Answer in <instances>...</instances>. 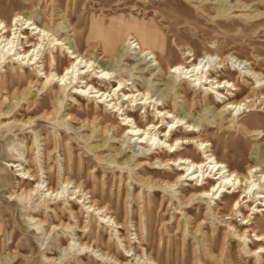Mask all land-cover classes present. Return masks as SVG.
Wrapping results in <instances>:
<instances>
[{
  "label": "rangeland",
  "instance_id": "1",
  "mask_svg": "<svg viewBox=\"0 0 264 264\" xmlns=\"http://www.w3.org/2000/svg\"><path fill=\"white\" fill-rule=\"evenodd\" d=\"M15 14H21L24 19L30 18L39 27L45 26L56 38L66 39V45L53 47L45 40L42 55H38L43 61L37 64L40 67L27 64V61L0 63V81L4 76L9 81L11 73L21 74L23 70L31 73L33 79L31 85L24 83L19 87L24 96L18 98L16 95L12 100L15 103L4 100V91L0 89V264H101L106 260L102 259L100 249L104 250L106 246L110 247L111 253L123 255L126 264H148L146 255L152 256L156 264H264V254L251 256L248 252L249 248L255 249L260 244L255 241L253 233H249L250 242L246 246L232 235L226 220L210 212L205 215L204 202L197 205L200 214L196 216V205L188 212L177 198L171 199L170 193L152 187L148 180L143 181L151 173H144L130 162L122 164L143 148V145L135 144L136 140L129 141V137L120 140L118 132L123 133V129L130 125L102 134L100 125L94 127L87 123L92 120V115L81 116L77 113L82 107L77 106L71 98L73 88H68L63 102L52 99L53 95L39 89L42 87L40 82L44 81L39 69L42 64L48 68L52 56L64 59L65 62L59 63L57 69L59 74L64 72L70 61L68 48L65 47L75 48L82 54H93L94 67L102 64L111 67V78L97 82L101 89L112 93L114 86L121 82L122 92L135 88L141 92L148 90L149 96L160 103V109L172 110L179 117H184V122L197 126V133L209 140L205 150H212L217 158L238 172L245 173L248 165L254 163H258L264 172V152L256 154V149H264V95L254 97L257 101L252 108L254 112L248 109L243 110V114L242 111H226L224 126L220 127L221 119L215 115L222 105L216 97L211 95L214 103L210 107L203 106L204 96L201 88L198 90L199 86L193 87L191 83H183L180 78L167 74L170 66L176 63L184 66L196 64L205 52H210L218 56L217 61L223 58L226 68L213 69L210 75L215 77L219 73L218 80L221 82L225 78L232 82L236 79L242 91L224 93L230 100H242L249 94L252 85L244 84L238 71L233 73L232 66L247 74L251 71L264 74V0H0V20L10 25ZM143 24L147 29L142 27ZM148 28L155 31L154 39L146 35ZM24 31L31 32L28 29ZM128 36L151 47L156 61L149 62L133 45L124 46V42L130 41L126 40ZM115 53L118 54L116 58L112 57ZM101 56H105L102 61L99 60ZM235 59L238 62L235 63ZM239 61L243 62L240 66L237 65ZM156 62L161 64V68L154 65ZM216 71L219 72L216 74ZM226 73L232 75L227 77ZM89 76L95 78L96 74L88 72ZM168 81L175 82L176 88L164 92ZM252 82L254 79L249 80V83ZM262 83L264 85V80ZM187 87L190 88L185 91ZM193 89H197V92L193 93ZM119 94V100L123 99L122 93ZM95 99L85 95L80 101L83 108L87 105L94 107L99 100ZM31 101H36V105L41 106L40 110H34ZM156 103L146 104L145 109L127 101H123V106L132 118L141 121L144 129L156 115ZM98 105L101 110L105 109V115L111 113V106L102 102ZM47 110L52 115H44L43 112ZM41 115L43 117L37 119ZM112 117L114 121L108 118V123L116 126L122 124L119 113H113ZM232 118L238 124L247 126V129H252V132L248 133L237 126L226 130L225 126ZM186 128L187 125H182L180 130ZM169 129L164 125L161 130ZM164 147L163 150L168 149ZM118 149L122 153H118ZM187 149H193L199 160L210 154L204 153L202 146L196 143ZM154 151L152 149L150 153L156 156ZM178 151L183 153L184 150L179 148ZM20 163L35 168L44 190L47 182L53 187L60 186L64 173L74 182L81 183L99 206L109 208L108 216L115 217L124 229H117L112 221H103L97 212L87 214V209L80 203L75 207V211H80L79 221L73 219L68 212L67 197L50 200L53 207L56 203L67 210L62 221L71 226L58 228L59 219L53 212L46 216L37 211L43 206L40 194L33 195L31 200L16 198V194L21 192L17 181L22 177H25L24 186L27 183L36 185L32 177L17 171ZM45 167L50 168L49 173H45ZM157 167L160 168L158 171H170L163 165ZM260 191L264 192L263 189ZM147 206L151 210L146 211ZM242 211L246 215L251 214L246 206L242 207ZM40 218L46 220L43 226L39 225V220H35ZM250 218L251 224L248 226L264 233V212L253 214ZM241 219L238 214L234 215L233 223H244ZM77 224L87 225L86 231L91 228V235L85 240L90 244L96 241L99 247L78 250L80 241L75 235L78 232ZM119 233L127 234L130 244L140 255L138 258L130 256L131 252L128 254L124 249L126 242L119 238ZM59 242H62V248ZM52 257L57 260L51 261ZM105 263L115 264L109 259Z\"/></svg>",
  "mask_w": 264,
  "mask_h": 264
},
{
  "label": "bare ground",
  "instance_id": "2",
  "mask_svg": "<svg viewBox=\"0 0 264 264\" xmlns=\"http://www.w3.org/2000/svg\"><path fill=\"white\" fill-rule=\"evenodd\" d=\"M23 25H26V27H23ZM142 27L147 29V26L145 24H143ZM25 29H28L31 32H27V34L24 31ZM146 35L149 38L154 39L155 31L148 28V30L146 31ZM62 38H56V35L53 33L51 34L45 26L39 27L30 18L24 19L21 14H15L10 25H8L6 21L1 19L0 63L5 64L6 62L27 61V64L29 63L30 65H37L39 62H43L41 61V56L38 57V55H40L41 53L43 44L45 45V40L52 43L53 47H57L66 45V39ZM132 38V36H128L126 40L130 41L124 42V46L133 45V48L139 49V53L143 57H145V59H148L149 62H155L156 59L153 54L152 48L146 46V44L144 43L140 44V42H136V40ZM18 47H20L19 50ZM65 48H68L67 50L70 54V61H68L67 66H65L63 70L64 72L62 74H59L57 72V69L59 70L58 64L62 63L64 59L59 56H52L51 54L52 58L50 60V63L48 62V68H45L44 64H42V68L39 69L40 73H42V75L44 76V81L40 82V85L42 87L39 89L53 95L52 99L56 98L58 101H62V99L67 94L66 91L68 90V88H73L74 93H72L71 98L75 100V104L77 106L82 107L81 110H77V113L81 114V116L82 114L88 116L92 115V120L88 121L87 123H89V125H94V127H96V125H100L99 131L102 134L106 133L107 131L118 130L123 128V126L127 127L128 125H130L127 128L123 129V133L118 132L120 140H122L121 138L125 139L126 137H129V141L134 139L136 140L135 144L143 145V148L141 150H137V155L129 156L122 164H128L130 162L133 163L134 166L138 169L143 170L144 173H151L152 175L148 178L145 176L147 179H143V181L148 180L152 183V187H156L157 189L159 188L164 193H170L171 199L177 198L180 204H184L186 206L185 208L188 209V212L193 210V205H196V216L200 214V211H197V205L203 204L204 202L206 204V207L204 209L205 215L210 212L216 216H220V218H223V220H226L228 226L232 230V235L234 237H237L239 240H242L246 246H248V242H250V240H248L249 233H253L256 237L255 241L260 242V244L255 249L249 248V254H251V256H260V254H264V233H260L248 226V224H251V215L264 212V192L260 191L261 189L264 190V172L259 168V164L254 163L248 165L247 171L245 173L238 172L237 170L232 169L229 164H226L221 159L217 158L212 150H205L207 146H209V140L203 139L202 135L197 133V126L188 123V121L184 122L185 118L179 117L172 110H167L166 108L160 109L158 107L160 103H158L157 99H154V97L149 96L148 90H146V92H141L139 89L135 88L130 92H122L123 84L121 82H119L117 86H114V90L112 89V93L101 89L97 85V82L107 81L111 78V67L107 66L106 64L94 67L96 66V64L92 62L93 54H82L75 48ZM91 51H94L93 47L91 48ZM112 57L116 58L118 57V54L115 53L112 55ZM217 57L218 56L211 54L210 52H205L204 55L199 58V62L196 64L189 62L190 66H184L181 63L175 62L176 64L168 68L167 74L174 76L176 79L180 78L183 83L189 82L193 87L195 85H197V87L199 86L198 90H200L201 88L200 91L203 92L204 96L203 106L210 107L211 104L214 103L211 95H214L217 101L222 105L221 110L215 115L221 119V127L224 126L222 124H224V121L226 120V117L224 115L226 111L236 113H240L242 111V114L245 112L243 111L245 109H248L249 112L253 111V107H255L254 103L256 101L254 97L257 94L264 95V85L262 83V80H264V74H258L254 71H251L250 74H247L242 71V69L232 66L233 73L234 71H238L240 78H242V82H244V84H251L252 86H250L249 94L242 100H230V98L227 97L228 95L226 96L224 91L240 92L243 88H241V84L236 79L233 82L232 80L230 81L226 78L222 82L219 81V71H216V74H218L215 77L210 75V71L213 69L225 68V60L223 58H219V60L217 61ZM232 58L234 59L235 57ZM9 59L10 61H7ZM103 59H105V56H101L99 58L100 61H102ZM234 62H238V59H235ZM242 63V61H239V64L237 65L240 66L242 65ZM154 65H157L159 68H161V64L158 62H156V64ZM95 68H97V71H95ZM88 72H95L96 77H87ZM231 75L232 74L229 73L227 74V77H230ZM259 76H262V78H259ZM31 77L32 74L26 72L25 70H23L21 74L11 73L9 81H7L6 76H4V79L0 81V89L4 91V100L12 102L16 95L18 96V98H23L24 93L19 89V87L24 83H28L29 85H31L33 82V79ZM253 79L254 82L249 83V80ZM35 80L37 81L38 79ZM165 86L166 89L164 90V92L176 88L175 82L170 81L166 82ZM189 88L190 87H187V89L185 88V91L189 90ZM12 89L13 91H11ZM192 92L196 93L197 89H193ZM119 93H122L121 95H123V99L121 98V100H119ZM85 95L88 96V98L92 97L94 99H99L98 102L95 101L96 99L94 100L96 102L94 107H90V105H87L83 108V104L81 103L80 99H82ZM234 96L237 97V94H234ZM183 97L185 98L186 95ZM123 101H127L132 105H135V107L140 106L144 109L146 104L150 105L157 102V107L154 108L156 115L155 117H152L153 119L147 124V127L143 129V127L141 126V121L137 122L128 114L127 110L124 109L125 105L123 106ZM99 102L106 104L108 107L111 106V113L108 116L105 115V109H100L101 107L98 105ZM32 105H34V110H37L41 107L36 105V101H33ZM43 113L44 115H52V113L48 112V110ZM113 113H119V115L122 117L121 125L116 126L111 122L108 123V118L110 121H114V118L112 117ZM42 117L43 116L41 115L40 117H37V119H40ZM74 118L76 119V117ZM168 119L171 120L167 121ZM234 119L232 118L229 121V125L227 124L225 126L226 130H228V128H230L229 130H231L232 127L237 126L238 129L240 127L248 133L252 132V129H247V126L245 127L244 125L238 124L235 121L236 119ZM164 125L168 126V128L170 129L168 131L161 130ZM182 125H187V128L185 130H180ZM173 128H175L174 131H172ZM179 130L180 132H178ZM176 131L178 132V134L176 135V137H173ZM194 143H196V145H201L205 150L204 153L207 154L208 152H210V154H207L205 159L199 160V157L194 153L193 149H187ZM163 146L167 147L168 149L163 150ZM145 148L146 151L144 150ZM179 148L181 150H184L183 153H179ZM152 149L155 150L154 152L157 154L156 156L150 153V150ZM158 150H161V152L157 153ZM260 152H264V149H256V154H259ZM118 153H122V150L118 149ZM29 162L30 161L28 160L27 163ZM157 165H163L164 167L169 168L170 171H158L160 170V168L157 167ZM17 166L20 167V169H18L17 171H20L22 174H27L28 176L32 177V180H36V185L32 186L30 183H27L24 186L25 177H22V180L20 179L17 181L18 189H20L21 192L16 194V198H20V200L22 201L26 200L27 198L31 200L33 195L36 196L37 194H40L39 198H42L43 206H41L37 211L40 213H45L46 216H48L50 212H53L54 215L59 219V224L56 225L58 228H61L63 226L69 228L71 224L64 223L62 221L66 210L63 208L64 206H59L58 204L53 203V207L52 205H50V200L52 198L61 200V198L63 199L67 197V201L69 202L68 212L73 219L79 221L78 219L80 211H75V207L80 203L81 206L87 209V214L90 215L91 212H97L103 218V221H112L117 229H124L123 225L115 220V217L113 218L112 216H108L107 211L109 210V208L107 206H99L96 200H94V198L89 195L88 190L82 188L81 183L74 182L68 176H65V173L61 180L60 186L53 187L50 185V183L47 182L46 189L44 190L41 180L39 181V177H37L34 171L35 168L33 169L31 166V168L33 169L31 170L30 167H27L23 163H20ZM45 169V173H49L50 168L48 169L47 167H45ZM15 176L19 177V175ZM13 188H16V186ZM23 193L25 194L24 198H22ZM47 194L49 196L48 198H46ZM139 194L140 192L138 193V195ZM73 200H78V202H74ZM220 204L222 205V207L220 206ZM170 205L174 204L171 203ZM253 205L254 207H252ZM36 206L38 205H35V207ZM243 206H246L249 211L251 210L250 215H246L242 211ZM175 209L177 210L178 207L176 206ZM148 210H151V208L147 206L146 211ZM188 212L185 213L186 216H188ZM237 214L238 217H242L241 220L244 221V223L239 225L233 223V216ZM31 218H33V216H31ZM35 220H39V225L42 226L46 223V220L43 218ZM76 227L78 228V232L75 235H78L77 238L80 241L78 244L79 251L83 249L85 250L86 248L99 247L96 241H93V243L90 244L85 240L87 236L91 235L90 227L88 231H86L88 227L87 225L81 226L80 224H77ZM119 238L122 241L126 242L124 245V249L128 252V254L131 252L130 256L134 255L135 258H138L140 256L130 244L129 239L127 238V234L123 235L119 233ZM137 239H139L140 241V238L137 237ZM71 244L73 243H70L69 245ZM74 244H76V242H74ZM62 246V242H59V247L62 248ZM212 248L214 247L212 246ZM100 252L102 255V259L106 260L105 262H107V260L109 259L110 261L112 260L115 264H126L125 257L118 252L111 253V249L109 246H106L104 250L100 249ZM146 256L148 264H156V261L152 256ZM50 260L55 261L57 259L52 257L50 258ZM105 262H101V264H106Z\"/></svg>",
  "mask_w": 264,
  "mask_h": 264
}]
</instances>
